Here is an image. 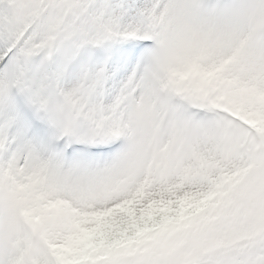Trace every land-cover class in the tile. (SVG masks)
Masks as SVG:
<instances>
[{
  "label": "snow or ice",
  "instance_id": "6c2138e0",
  "mask_svg": "<svg viewBox=\"0 0 264 264\" xmlns=\"http://www.w3.org/2000/svg\"><path fill=\"white\" fill-rule=\"evenodd\" d=\"M0 264H264V0H0Z\"/></svg>",
  "mask_w": 264,
  "mask_h": 264
}]
</instances>
